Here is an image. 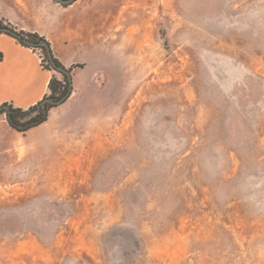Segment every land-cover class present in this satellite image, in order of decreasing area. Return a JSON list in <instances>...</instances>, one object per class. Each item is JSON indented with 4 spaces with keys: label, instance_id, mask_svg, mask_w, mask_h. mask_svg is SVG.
I'll return each mask as SVG.
<instances>
[{
    "label": "rangeland",
    "instance_id": "obj_1",
    "mask_svg": "<svg viewBox=\"0 0 264 264\" xmlns=\"http://www.w3.org/2000/svg\"><path fill=\"white\" fill-rule=\"evenodd\" d=\"M127 9L90 158L2 168L0 264H264V0Z\"/></svg>",
    "mask_w": 264,
    "mask_h": 264
},
{
    "label": "crops",
    "instance_id": "obj_2",
    "mask_svg": "<svg viewBox=\"0 0 264 264\" xmlns=\"http://www.w3.org/2000/svg\"><path fill=\"white\" fill-rule=\"evenodd\" d=\"M115 4L116 0H74L67 5L55 0H0L1 20L43 36L53 55L64 66H73L72 91L49 110L45 122L21 133L0 114V174L4 165L14 175L27 174L35 160L57 161L55 171L61 174L66 170L65 164L59 166L62 162L90 158L92 144H97L93 137L104 120L101 115H106V128L113 126L108 109L99 107V97L109 92V67L116 58L129 60L131 49L130 11L116 15ZM53 74L60 78L42 66L37 49L0 33V103L29 107L48 93Z\"/></svg>",
    "mask_w": 264,
    "mask_h": 264
},
{
    "label": "trees",
    "instance_id": "obj_3",
    "mask_svg": "<svg viewBox=\"0 0 264 264\" xmlns=\"http://www.w3.org/2000/svg\"><path fill=\"white\" fill-rule=\"evenodd\" d=\"M62 5L70 4L66 0H55ZM0 33H6L16 38L21 44L37 49L41 53V64L44 68L54 70L60 74L58 78L53 74L48 83V93L39 101L23 109L10 102L0 103V114H4L10 127L18 132L27 130L45 122L49 110L64 102L72 91V68L64 66L52 53L49 42L37 33L16 29L9 22L0 19Z\"/></svg>",
    "mask_w": 264,
    "mask_h": 264
},
{
    "label": "built area",
    "instance_id": "obj_4",
    "mask_svg": "<svg viewBox=\"0 0 264 264\" xmlns=\"http://www.w3.org/2000/svg\"><path fill=\"white\" fill-rule=\"evenodd\" d=\"M38 52H39V54H40V57H41V53H40V51L38 50Z\"/></svg>",
    "mask_w": 264,
    "mask_h": 264
},
{
    "label": "water",
    "instance_id": "obj_5",
    "mask_svg": "<svg viewBox=\"0 0 264 264\" xmlns=\"http://www.w3.org/2000/svg\"><path fill=\"white\" fill-rule=\"evenodd\" d=\"M66 1L70 2V1H72V0H66Z\"/></svg>",
    "mask_w": 264,
    "mask_h": 264
}]
</instances>
